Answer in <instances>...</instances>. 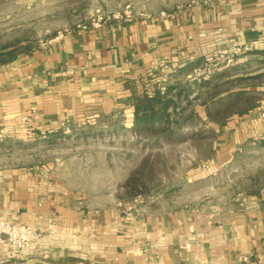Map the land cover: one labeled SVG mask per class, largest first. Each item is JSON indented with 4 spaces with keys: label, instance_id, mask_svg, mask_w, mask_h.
I'll return each instance as SVG.
<instances>
[{
    "label": "crops",
    "instance_id": "1",
    "mask_svg": "<svg viewBox=\"0 0 264 264\" xmlns=\"http://www.w3.org/2000/svg\"><path fill=\"white\" fill-rule=\"evenodd\" d=\"M166 13L79 25L0 60V134H21L24 117L49 129L132 111L133 85L165 75L166 65L264 45V0H198ZM213 127L219 161L264 139V104ZM0 216L55 230L22 258L0 255V264H264V190L225 206L95 202L45 167L8 164L0 166Z\"/></svg>",
    "mask_w": 264,
    "mask_h": 264
},
{
    "label": "rangeland",
    "instance_id": "2",
    "mask_svg": "<svg viewBox=\"0 0 264 264\" xmlns=\"http://www.w3.org/2000/svg\"><path fill=\"white\" fill-rule=\"evenodd\" d=\"M197 1L0 0V60L79 25L148 17ZM166 67L163 76L139 79L133 91L145 103L147 95L167 102L168 121L137 127L135 109L126 106L49 129L33 125L28 132L25 123L19 135L0 134V166L45 167L95 202L146 207L225 206L263 191L264 139L217 161L213 125L264 104V45L216 48L181 69Z\"/></svg>",
    "mask_w": 264,
    "mask_h": 264
},
{
    "label": "built area",
    "instance_id": "3",
    "mask_svg": "<svg viewBox=\"0 0 264 264\" xmlns=\"http://www.w3.org/2000/svg\"><path fill=\"white\" fill-rule=\"evenodd\" d=\"M166 11L160 15L165 16ZM154 15H148L152 18ZM87 28L88 25H83ZM27 131L34 130V124L29 117H24ZM55 230L45 233L40 223H29L16 221L4 216H0V255L18 259L24 257L27 252L33 249L43 238L52 235Z\"/></svg>",
    "mask_w": 264,
    "mask_h": 264
},
{
    "label": "trees",
    "instance_id": "4",
    "mask_svg": "<svg viewBox=\"0 0 264 264\" xmlns=\"http://www.w3.org/2000/svg\"><path fill=\"white\" fill-rule=\"evenodd\" d=\"M147 96L146 103L141 100V96L135 97L134 123L137 127H152L154 129L156 124H162V122L169 120L168 103L160 98ZM155 101L162 102L163 106L156 107L153 104Z\"/></svg>",
    "mask_w": 264,
    "mask_h": 264
}]
</instances>
